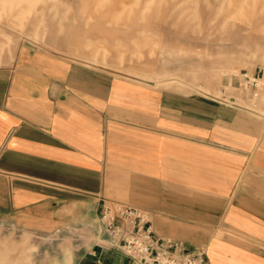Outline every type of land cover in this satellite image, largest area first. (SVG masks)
<instances>
[{"label":"crops","instance_id":"obj_1","mask_svg":"<svg viewBox=\"0 0 264 264\" xmlns=\"http://www.w3.org/2000/svg\"><path fill=\"white\" fill-rule=\"evenodd\" d=\"M13 52H0V264H129L101 218L110 201L204 246L206 264H264V126L35 42Z\"/></svg>","mask_w":264,"mask_h":264},{"label":"rangeland","instance_id":"obj_2","mask_svg":"<svg viewBox=\"0 0 264 264\" xmlns=\"http://www.w3.org/2000/svg\"><path fill=\"white\" fill-rule=\"evenodd\" d=\"M23 42L264 126V95L241 83L246 71L264 78V0H0V52Z\"/></svg>","mask_w":264,"mask_h":264},{"label":"built area","instance_id":"obj_3","mask_svg":"<svg viewBox=\"0 0 264 264\" xmlns=\"http://www.w3.org/2000/svg\"><path fill=\"white\" fill-rule=\"evenodd\" d=\"M237 75V74H235ZM242 86L254 99L264 95V78L241 73ZM107 234L129 257V264H206V248L190 251L170 237L157 236L150 212L124 201L103 205L101 215Z\"/></svg>","mask_w":264,"mask_h":264}]
</instances>
